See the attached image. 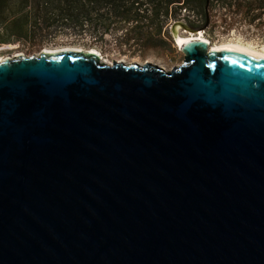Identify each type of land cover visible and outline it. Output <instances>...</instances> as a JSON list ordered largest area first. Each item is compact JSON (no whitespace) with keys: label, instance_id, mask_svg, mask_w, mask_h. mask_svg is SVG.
I'll return each instance as SVG.
<instances>
[{"label":"water","instance_id":"water-1","mask_svg":"<svg viewBox=\"0 0 264 264\" xmlns=\"http://www.w3.org/2000/svg\"><path fill=\"white\" fill-rule=\"evenodd\" d=\"M180 50L0 59V264H264V55Z\"/></svg>","mask_w":264,"mask_h":264},{"label":"rangeland","instance_id":"rangeland-1","mask_svg":"<svg viewBox=\"0 0 264 264\" xmlns=\"http://www.w3.org/2000/svg\"><path fill=\"white\" fill-rule=\"evenodd\" d=\"M142 10L149 14L151 6L147 0L142 1ZM172 4L170 9L165 13L161 11L162 26L159 27L158 33L150 32V27H145L147 37L142 41L136 39L123 41L116 33H101L91 34L85 26L82 25V30L73 31L69 26L51 32L48 30L44 35L36 39L22 38L12 41H0V59L4 56H9L19 52L22 53H37L44 51L45 48H73V49H89L95 48L107 61L111 59L123 60L124 62L136 61L139 63L149 61L163 66L164 68L171 67L182 60V52L176 46L174 36L171 33V23L174 20H180L189 26V29H184L178 24H175L177 32L181 36H189L200 32L207 39V44H216L223 41H239L242 43H251L258 48H264V22L258 24L256 19L248 21L243 15V10L235 7L234 3L231 6L224 0H206L204 8L201 11V18H195V13L187 11V8L175 9ZM172 9V10H171ZM178 11H177V10ZM140 13V12H139ZM160 18V19H161ZM200 19V20H199ZM206 24L204 29L201 28ZM120 32V31H119ZM152 33V34H149ZM151 35V36H149ZM209 45L212 47V45Z\"/></svg>","mask_w":264,"mask_h":264},{"label":"crops","instance_id":"crops-1","mask_svg":"<svg viewBox=\"0 0 264 264\" xmlns=\"http://www.w3.org/2000/svg\"><path fill=\"white\" fill-rule=\"evenodd\" d=\"M147 1L152 11L138 15L129 0H7L0 15V40L27 37L33 40L48 30L55 32L69 26L78 31L86 25L91 34L112 32L125 42L142 41L148 34L145 27L151 26L150 32L158 33L162 26L161 11L164 12L163 0ZM172 4H168L169 9Z\"/></svg>","mask_w":264,"mask_h":264},{"label":"trees","instance_id":"trees-1","mask_svg":"<svg viewBox=\"0 0 264 264\" xmlns=\"http://www.w3.org/2000/svg\"><path fill=\"white\" fill-rule=\"evenodd\" d=\"M6 1L7 0H0V15L7 5ZM129 1H131L132 4L134 5L133 12H136L138 15L144 14V12L142 10L140 11V8H139V6L143 4L142 2L143 0H129ZM224 1H227L229 6H231L232 3H234L237 10L241 8L243 10V15L246 16V19L248 21H253L254 19H256L258 24H261L264 22V0H224ZM171 2H174V4L176 5V6H173L174 8L172 9H175V7L177 9L187 8L188 9L187 11H190L191 13L194 12L196 14L195 18L197 17L201 18V15H202L201 11L202 12L205 11V8H204L205 2H206L205 0H163V10L165 13L167 12V9H169L168 4ZM138 3H139V6L137 7ZM10 10H11V5L8 8V11ZM87 11L85 10V12ZM0 41H5V40H0Z\"/></svg>","mask_w":264,"mask_h":264},{"label":"bare ground","instance_id":"bare-ground-1","mask_svg":"<svg viewBox=\"0 0 264 264\" xmlns=\"http://www.w3.org/2000/svg\"><path fill=\"white\" fill-rule=\"evenodd\" d=\"M177 28L175 26L173 32H174V39H175L176 46L179 47V48H180V43L185 41V40H188V39L198 38V39H203L205 41L207 40V39H205V37L202 36L201 31L200 32H195L196 34H190L189 36H181L177 32V30H176ZM209 45H210V43H208V46ZM221 47H238V48H242V49L248 50V51H250V52H252L254 54L264 55V48L260 49L258 47L253 46L251 43H242V42H239V41L229 40V41H223V42L216 43V44L212 45V48H221ZM61 48H64V47H60V48H45L44 51H48V52L49 51H55V50H59ZM70 49H73V48H70ZM89 50H93V51L99 53L95 48H89Z\"/></svg>","mask_w":264,"mask_h":264},{"label":"flooded vegetation","instance_id":"flooded-vegetation-1","mask_svg":"<svg viewBox=\"0 0 264 264\" xmlns=\"http://www.w3.org/2000/svg\"><path fill=\"white\" fill-rule=\"evenodd\" d=\"M202 29H204L206 27V24H204L203 26H201ZM175 41V40H174ZM207 41V40H206ZM208 42V41H207ZM211 44V43H210ZM212 45V44H211ZM99 55H101L100 53H98ZM100 58H102V56H100Z\"/></svg>","mask_w":264,"mask_h":264},{"label":"built area","instance_id":"built-area-1","mask_svg":"<svg viewBox=\"0 0 264 264\" xmlns=\"http://www.w3.org/2000/svg\"><path fill=\"white\" fill-rule=\"evenodd\" d=\"M206 39V38H205ZM1 44V43H0ZM2 46H0V49H1Z\"/></svg>","mask_w":264,"mask_h":264}]
</instances>
